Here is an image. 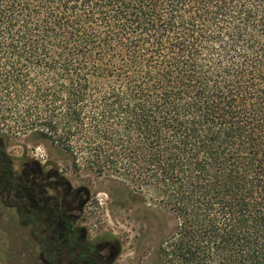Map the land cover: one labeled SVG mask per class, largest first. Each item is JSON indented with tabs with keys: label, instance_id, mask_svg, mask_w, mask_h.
Listing matches in <instances>:
<instances>
[{
	"label": "trees",
	"instance_id": "trees-1",
	"mask_svg": "<svg viewBox=\"0 0 264 264\" xmlns=\"http://www.w3.org/2000/svg\"><path fill=\"white\" fill-rule=\"evenodd\" d=\"M28 134L159 193V264H264V0H0V190L38 235Z\"/></svg>",
	"mask_w": 264,
	"mask_h": 264
},
{
	"label": "rangeland",
	"instance_id": "rangeland-1",
	"mask_svg": "<svg viewBox=\"0 0 264 264\" xmlns=\"http://www.w3.org/2000/svg\"><path fill=\"white\" fill-rule=\"evenodd\" d=\"M4 142V160L30 184V195L42 208V221L38 235L31 225H22L15 201L6 206L0 190V264H54L56 216L66 214L61 210L65 203L76 208V221L70 224L76 233L84 230L96 245L108 240L109 247L120 249L112 264H159V246L164 254L170 251L178 221L156 191L98 174L36 134ZM96 245L87 242L83 247L94 254ZM71 249L69 243L67 261H80ZM164 254V264H169Z\"/></svg>",
	"mask_w": 264,
	"mask_h": 264
},
{
	"label": "flooded vegetation",
	"instance_id": "flooded-vegetation-1",
	"mask_svg": "<svg viewBox=\"0 0 264 264\" xmlns=\"http://www.w3.org/2000/svg\"><path fill=\"white\" fill-rule=\"evenodd\" d=\"M87 199L81 202L78 206V210H81L83 206L86 204ZM76 209V208H75ZM74 207L67 205L66 203L61 206V210L66 214H62L60 216H56V225H57V234L54 238L55 243L57 245V251L54 254V264H112L120 257V249L109 247L111 244L108 240L102 241L101 243H97L94 240L88 238L87 232L81 230L79 232H75L73 227L70 225L72 221H76V217H74L75 211ZM87 242L95 243L96 251L94 254L89 253L87 250H92V248H84V244L87 245ZM48 241L44 237V245L43 249H46ZM72 243V249L74 250V258L80 257V261L78 260H68L67 251L68 245ZM87 252L84 255L81 253L83 250ZM48 251V249H47ZM45 263H48L49 260L44 259Z\"/></svg>",
	"mask_w": 264,
	"mask_h": 264
}]
</instances>
